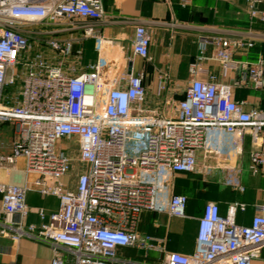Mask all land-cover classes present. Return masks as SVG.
I'll use <instances>...</instances> for the list:
<instances>
[{"label":"built area","instance_id":"obj_1","mask_svg":"<svg viewBox=\"0 0 264 264\" xmlns=\"http://www.w3.org/2000/svg\"><path fill=\"white\" fill-rule=\"evenodd\" d=\"M256 2L247 1L249 14L264 21ZM102 13V0H0V127L12 123L15 130L9 153H0V167L22 158L25 173L21 185L0 182V236L48 242L55 252L50 264L135 263L118 259L117 248L125 246L162 251L156 264H250L264 246V205H255L252 224L243 225L235 214L246 209L245 202H231L225 215L207 203L202 232L188 254L164 252L152 236L138 233L137 224L143 211L184 216L187 198L168 193L169 177L194 171L209 131L233 134L235 142L248 132L255 146L249 171L257 174L264 166V108L245 110L243 101L232 98V82L200 77L201 62L209 58L205 45L213 46L210 57L227 76L238 68L235 51L253 43L200 37L176 115L166 116L145 107L142 73L114 74L101 59L80 67L81 53H73L72 40L52 35L81 29L84 36H95L88 21L99 20ZM149 42L145 26L137 24L133 54L146 58ZM262 66L261 59L248 65L240 79L262 87ZM167 80L163 73L158 94ZM8 86L13 87L10 93ZM62 138L76 141V156L58 147ZM74 163L79 170L75 186L63 188L58 179ZM32 185L59 201L49 213L37 209L38 224L26 220ZM59 245L73 254L71 260L56 254Z\"/></svg>","mask_w":264,"mask_h":264},{"label":"crops","instance_id":"obj_2","mask_svg":"<svg viewBox=\"0 0 264 264\" xmlns=\"http://www.w3.org/2000/svg\"><path fill=\"white\" fill-rule=\"evenodd\" d=\"M248 0H102V17L88 21L95 36H84L81 29H62L53 33L58 39H71L73 53L80 51V67L101 59L110 72L142 73L147 87L144 105L166 116L176 115V110L165 103L177 102L184 96V88L191 75L189 64L193 62L201 47L200 37L225 36L240 38L253 43L251 47L239 48L233 54L238 68L222 75L219 63L212 59L211 44L205 45L209 57L201 62V78L214 75L215 80L232 82V98L244 102V109L264 108V85L255 87L244 83L240 73L248 65L263 61L264 79V21L252 18L248 11ZM259 11L264 10V0L255 3ZM137 24L145 26L150 35L148 56H137L132 52L134 29ZM65 70V63L63 64ZM163 73L168 76L166 89L157 93V85ZM176 106V105H175ZM237 136L209 131L206 145L198 151L196 166L192 172H176L169 177L168 193L183 194L187 201L184 216H174L160 211H143L137 224L141 236H152L154 245L164 252L194 251L202 232L201 218L209 202L217 205L218 214L225 215L233 201L245 202V210H238L235 221L251 225L257 215L255 205H264V166L257 174L249 171L250 154L254 149L248 132L235 142ZM15 138L14 125L3 123L0 127V153L10 151ZM58 147H68L72 156L77 154V143L62 138ZM77 165L58 179L63 188H74L78 175ZM30 178H34L33 175ZM25 181L24 160L19 158L13 165L0 167V182L23 184ZM52 183V179H48ZM58 197L44 195L36 185L27 191L29 208L27 222L38 224L37 213L42 208L46 213L58 207ZM1 204V193H0ZM3 214L0 213V221ZM134 246L118 247V259L132 260L133 264H156L158 259L138 253ZM55 252L46 241L22 237L13 241L0 236V264H50ZM64 260L73 254L64 246L56 249ZM250 264H264V246L259 256Z\"/></svg>","mask_w":264,"mask_h":264},{"label":"water","instance_id":"obj_3","mask_svg":"<svg viewBox=\"0 0 264 264\" xmlns=\"http://www.w3.org/2000/svg\"><path fill=\"white\" fill-rule=\"evenodd\" d=\"M138 253L140 255H144L147 256L149 258H153V259H162L163 258V252L162 251H158L155 249H139Z\"/></svg>","mask_w":264,"mask_h":264},{"label":"rangeland","instance_id":"obj_4","mask_svg":"<svg viewBox=\"0 0 264 264\" xmlns=\"http://www.w3.org/2000/svg\"><path fill=\"white\" fill-rule=\"evenodd\" d=\"M13 90V87L12 86H8V87H6V92H8V93H10L11 91ZM165 104H167L166 106H167V108H170V109H172V110H176V104H174V103H165Z\"/></svg>","mask_w":264,"mask_h":264}]
</instances>
